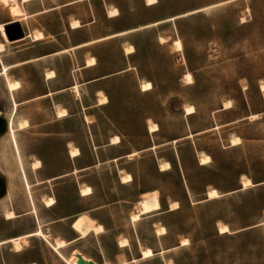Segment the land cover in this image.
Segmentation results:
<instances>
[{
	"label": "rangeland",
	"instance_id": "374dc122",
	"mask_svg": "<svg viewBox=\"0 0 264 264\" xmlns=\"http://www.w3.org/2000/svg\"><path fill=\"white\" fill-rule=\"evenodd\" d=\"M60 1L32 0L26 9ZM115 1L136 15L130 21L172 18L134 34L135 51L127 57L134 68L83 86L82 100L62 92L59 101L68 115H55L45 97L17 104L11 122L26 177L8 132L12 100L0 78V240L18 237L21 243L16 250L11 240L0 242V264H69L65 258L73 248L98 264H264V0ZM7 11L0 2V19ZM67 11L84 13L85 8L49 10L28 23L54 32ZM159 34L168 41L160 42ZM177 37L182 49L175 51ZM119 44L113 40L100 48L114 56ZM39 69L38 64L24 68L28 81L16 100L41 90ZM186 71L192 82L184 79ZM142 79L152 87L141 90ZM100 94L107 95L106 103L98 104ZM227 99L231 106L221 108ZM186 104L195 112L186 114ZM252 112L258 115L250 118ZM21 117L28 124L16 127ZM151 120L157 131H148ZM113 134L120 142L111 145ZM234 135L240 141L230 145ZM70 144L81 154L70 157ZM133 150L138 154L125 155ZM202 152L209 162H199ZM118 155L123 157L109 159ZM35 158L41 164L32 168ZM160 163L170 168L160 170ZM73 167L86 168L66 174ZM120 169L132 179L120 182ZM244 176L253 185L242 187ZM84 185L92 187L90 194H80ZM211 187L220 194L204 198ZM154 190L161 208L131 221L135 201ZM46 196H54L53 205L44 204ZM172 201L178 207L171 208ZM7 209L15 216L7 218ZM79 214L102 223L104 231L54 248V236L77 235L69 222ZM59 215L67 216L66 223ZM219 222L231 231L220 232ZM39 225L46 236L28 234ZM158 225H165L164 234L156 233ZM121 236L128 245L118 244ZM182 236L189 242L181 244ZM146 245L154 254L140 258Z\"/></svg>",
	"mask_w": 264,
	"mask_h": 264
},
{
	"label": "crops",
	"instance_id": "0c3cea01",
	"mask_svg": "<svg viewBox=\"0 0 264 264\" xmlns=\"http://www.w3.org/2000/svg\"><path fill=\"white\" fill-rule=\"evenodd\" d=\"M31 1L32 0L20 1L22 3H25V6L21 4V6L25 10L26 13L25 16H19V17H15L13 15L11 16L8 8L7 16L0 19V23H2L3 25L12 23V21H17L19 22V24H21L24 31L23 36L19 38H15L13 40H8L7 37L5 38L3 36L0 30V43H3V47L0 49V78L3 80L4 87L6 88V91L8 93V97L12 100L10 113L12 112L13 120L15 118L16 107L19 102H26L33 100L34 98H41V97L51 99L53 104V111L55 115L59 117L68 115L67 108L64 106L62 102L59 101V97H60L59 95L62 92L71 91L72 95L75 98L81 99V97H83L81 96L83 95V86H87V84L94 82H100V80L105 79V77L107 76L123 72L124 70L130 68H134L130 64V62H128V58H127L135 51V47L132 44L135 42V40L132 39L134 34L142 28L150 27L158 24L159 22L172 18L169 17V18L148 19V20H141L140 22L130 21L127 18H134L136 17V15L133 13L125 12V10L121 7L120 3H118L115 0H63L49 7H46L45 5L41 4V6L38 8L28 10L26 9V6L30 5ZM155 2H157V0H152V1L145 0V3L147 5L155 4ZM76 4L82 5L83 8H85V12L77 13L75 11H71V12L67 11L64 17L61 14L60 22H59L60 26L54 32L49 31L48 28L41 23L38 24L37 23L34 24L32 22L30 24L28 23L31 21V17L37 15L41 16L42 14L49 12V10L60 11L62 9V11L64 12L65 9L67 10L69 6H76ZM102 19L103 20L105 19L107 21L103 23L101 22ZM72 20H76L77 24L71 23ZM35 30L40 31L42 35L40 37H34L33 32ZM157 39L160 42L168 41V39L161 34H159ZM177 39H179L181 42V39L178 37L172 40V47L175 51L182 49V43L180 48L176 49L174 47V43L175 41H177ZM113 40H117L120 43L117 49H115L116 55L114 56L105 55L104 49L100 48V46L106 42ZM126 46H130L131 49L126 50L125 48ZM88 59H92V61H88ZM34 64H38L40 66L38 75L41 78V83H42L41 90L37 93H33L32 96H28L27 98H23L22 100L18 101L14 96L20 93V90L26 86V83L28 81L27 76L24 74V68L32 66ZM3 67H6V73H3ZM46 72H50V73L47 75ZM89 72L92 74L88 75L87 79H84V76ZM8 79L13 81L18 80L19 85L17 87H14V89L9 90L7 86ZM143 80L149 81L147 79H142L139 85L140 89L141 90L150 89L152 87V84L149 88L141 87V83ZM107 100L108 97L106 101ZM106 101L100 102L98 100V104H104L106 103ZM14 102L16 103L15 105ZM88 106L84 104L83 101L81 102V107L83 109H87ZM230 106H231V102L230 105L226 107L223 106L222 103L221 108H229ZM57 108L65 109L66 113L64 115H58L56 113ZM13 109L14 111H12ZM255 114L256 116L258 115L257 113ZM215 126L216 125H214V128ZM147 129H148V123H147ZM157 129L153 131L148 129V131L154 132L157 131ZM115 135L118 136V138L116 140H112L111 137ZM112 136L109 138L108 141L109 144L114 145L120 142V137L118 134H113ZM230 145H235V144H230ZM152 146H155V144H153ZM76 147L78 148V146ZM69 148L70 145L67 148L70 157L78 156L81 154V151L78 148L79 153L75 155H71ZM136 154H138V150H133L125 153V155L128 157H132ZM120 157H123V155H118L109 159L114 160ZM84 168L86 167H73L71 168V171L66 174H70L71 172H77ZM159 168L160 170L168 169L170 168V164H168V166H165L164 168L161 167ZM119 171H120L119 172L120 182L126 183V181H130L132 179V175L130 172L128 171L123 172V169H120ZM126 173L130 174V178L126 180H122L121 175ZM255 183L257 184L261 182H255ZM84 186H88V185H84ZM81 187L82 186H80L79 189L81 195H88L90 194V192H92V187H90L91 188L90 192L82 193ZM204 198H211V197H208L206 193V196ZM54 202H55V198L53 203ZM136 202L137 200L135 201V204ZM53 203L46 206H51L53 205ZM176 207H178V205ZM176 207H171V208H176ZM160 208H161V203L159 208L145 211V213L156 211ZM145 213H142L137 220H139L141 216L144 215ZM66 217L67 216L65 215L58 216V218L62 219L65 223H66ZM84 217H86L87 220L89 221L91 220V222H93L94 224L101 225L100 230L95 231L93 228H91V230H89L88 233H90L91 231L95 233L104 231V226L102 223L94 221L92 217H89L86 214ZM72 221L69 222V224L74 229V231H76L77 235L68 236L66 234H63L62 236L56 235L53 237V242L55 238H62L67 242V244L60 246L59 247L60 249L66 247L67 245L73 244L75 240H77L80 237H83L80 236L79 231L74 226H72L73 225ZM262 222H264V219L262 220ZM165 231H166V227H165ZM227 231L230 232L231 230L229 229ZM119 238L120 237H118V239ZM121 238H125L128 241V238L124 236H121ZM118 244L120 246H126L129 244V241L125 245H121L120 242L118 241ZM182 244H186V243H182ZM146 246L151 248L153 252L151 255H153L154 254L153 248L149 245ZM146 246L140 247L139 250L140 258H146L141 256V249L145 248ZM164 250L165 248L158 249L157 253H161ZM130 260H136V258L131 257ZM123 263H126V261H124Z\"/></svg>",
	"mask_w": 264,
	"mask_h": 264
},
{
	"label": "bare ground",
	"instance_id": "6f19581e",
	"mask_svg": "<svg viewBox=\"0 0 264 264\" xmlns=\"http://www.w3.org/2000/svg\"><path fill=\"white\" fill-rule=\"evenodd\" d=\"M20 1H27V0H0V2L2 4L8 6L11 16L13 15L15 17L25 16L26 15L24 8L20 4ZM149 1H152V0H149ZM71 23L77 24V21L76 20H72ZM0 30H1V33L3 34V36L6 38L7 36H6V32H5V25H3L2 23H0ZM41 35H42V33L40 31H38V30H35L33 32V36L34 37H40ZM2 47H3V43H0V49ZM174 47L176 49L181 47V42H180L179 39H177V41H175ZM125 48H126V50L131 49L130 46H126ZM88 61H92V59H88ZM3 73H6V67H3ZM49 73L50 72H46L47 75ZM183 77L186 80V82H192V80H193V75H191V73L189 71L184 72L183 73ZM18 85H19V81L18 80H14V81L13 80H9V79L7 80V86L9 88V90L14 89V87H17ZM150 86H151V82L150 81L143 80L142 83H141V87L142 88H149ZM260 88L264 89V82L260 83ZM106 99H107V96L101 94V96L99 97L98 100L100 102H105ZM15 104L16 103L14 102V105ZM229 105H230V100L227 99V100L223 101V106L226 107V106H229ZM13 108H14V106H13ZM184 110L186 111V114H192V113L195 112L194 107L192 105H190V104H186L184 106ZM56 113L58 115H64L66 113V111L63 108H57ZM10 116H11V118H10V121H9L10 125H9L8 132L12 136L15 152L17 153L18 162H19L20 168H21V170L23 172V176L26 177V173H25V170H24V167H23V164H22V157H21L20 152L18 151V147H17V144H16V137H15V134H14L15 128L13 127L12 122H11L12 118H13L12 113L10 114ZM254 116H256L255 113H252L250 115L251 118L254 117ZM27 124H28L27 119L20 118L19 120H17L16 127H24ZM216 126H217V124H216ZM157 128L158 127H157V124L155 122H153V121L148 122V129L149 130L153 131V130H155ZM111 138H112V140H116L118 138V136L115 135V136H112ZM239 141H240V137L238 135H234V137H231L229 139V143L230 144H235V143H237ZM69 151H70L71 155H75V154L79 153L78 148L75 145H72V144H70ZM198 160H199L200 163H206V162L210 161V156L207 153H203V154L199 155V159ZM40 164H41L40 160L38 158H35L31 162V167L32 168L38 167V166H40ZM165 166H168V164H165V163H162V164L160 163L159 164V167H161V168H164ZM0 177H2V172L1 171H0ZM129 178H130V174H128V173L121 175V179L122 180H126V179H129ZM240 182L242 183L243 187H247V186L253 184L251 182L250 178L247 177V176H244L243 178H241ZM90 190H91V188L88 187V186H82L81 187V192L82 193H88V192H90ZM219 193L220 192L215 187H211V188L207 189V196L208 197L218 196ZM53 201H54V197H52V196L44 197V204L45 205H50V204L53 203ZM136 204H137V210L130 214V218H131L132 221L137 220L142 213H145V211L157 209V208L160 207L157 191L154 190V191H150V192H144L142 197L139 200H137ZM177 205H178V203H176L175 201L171 202V207H176ZM33 211H35V207H33ZM5 216L7 218L14 217L15 216V212L12 209H7L5 211ZM84 216H85V214H79L72 221V224H73L72 226H74L79 231V235L80 236L86 235L89 232V230H91V228H93L95 231H98V230L101 229V225L94 224L93 222H91V220L90 221L87 220V218L84 217ZM263 219H264V216H263ZM218 229H219L220 232H222V231H225V229H226V231L229 230V227H228L227 223L219 222L218 223ZM164 231H165V226L159 225V226L156 227V233L157 234L164 233ZM36 232L46 236V234L42 231V228H41L40 225L37 226V228H36V230L34 232H30L28 234H33V233L35 234ZM7 240H11L12 241V243L14 244V247H15L16 250L20 249L21 243L19 242L18 237H9V238H5V239H1L0 242L7 241ZM118 241L120 242L121 245H125L128 242L125 238H120ZM188 242H189V239L186 236H182L181 244L182 243H188ZM65 244H67V242L64 239H62V238H55L54 242L52 243L53 247L56 248V249H59L60 246H63ZM152 253L153 252H152L151 248L148 247V246H146L145 248L141 249V256L142 257H146L148 255H151ZM70 254H71V258L70 259L65 258V260H67V262L69 264H97V262L95 260H93L92 258L87 257L86 255H84L77 248H73V250L71 251ZM106 264H114V263L113 262H107ZM168 264H175V263H168Z\"/></svg>",
	"mask_w": 264,
	"mask_h": 264
},
{
	"label": "water",
	"instance_id": "95a60500",
	"mask_svg": "<svg viewBox=\"0 0 264 264\" xmlns=\"http://www.w3.org/2000/svg\"><path fill=\"white\" fill-rule=\"evenodd\" d=\"M5 32L8 40H13L24 35L23 28L21 24L17 21H12V23L4 24ZM264 182V181H261Z\"/></svg>",
	"mask_w": 264,
	"mask_h": 264
},
{
	"label": "snow or ice",
	"instance_id": "6c2138e0",
	"mask_svg": "<svg viewBox=\"0 0 264 264\" xmlns=\"http://www.w3.org/2000/svg\"><path fill=\"white\" fill-rule=\"evenodd\" d=\"M225 231H226V229H225Z\"/></svg>",
	"mask_w": 264,
	"mask_h": 264
}]
</instances>
